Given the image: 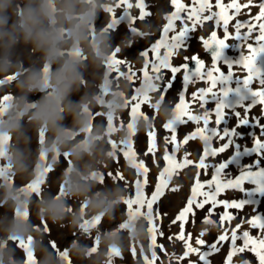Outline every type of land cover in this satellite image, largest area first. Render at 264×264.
Here are the masks:
<instances>
[{"label": "bare ground", "instance_id": "obj_1", "mask_svg": "<svg viewBox=\"0 0 264 264\" xmlns=\"http://www.w3.org/2000/svg\"><path fill=\"white\" fill-rule=\"evenodd\" d=\"M41 5L45 9V18L40 19L38 15L34 12L38 2L36 0H0V49L4 51V54L7 52V44L6 41L14 35V30L16 29V24L19 22L21 15L17 14L14 10L16 5H19L22 2L25 5V10L28 11L27 22L35 23L37 26L46 27L47 31H49L52 23L61 22V15L64 14L66 17L71 18L73 15L70 14L71 10L75 8H80V0H69V4H73L68 10L61 11L60 6L57 5L55 0H39ZM213 4L215 0H212ZM223 3H230L231 0H222ZM238 2L243 3L245 0H238ZM260 3H264V0H253V4L249 6V8H241L240 14L235 15V10H229L228 15L234 16V19H230L228 22V35L225 36L224 29L222 27L223 21L220 22L218 28L220 29V36L227 41H230L232 45V49L235 55V65L232 69L234 73L233 76V91L231 98L228 101H224L220 99L219 95L221 89L225 86L222 83V80L225 79V74L223 76L212 73L213 78L216 80L215 87L212 86L211 81L205 82L204 80L197 79V82L191 83L190 85V94L196 89H204L208 91L207 96L204 97V101L200 98L195 100V106L193 114L196 112L200 113L199 125L194 122H188L183 124L179 129L177 128L176 138L178 147L180 148V153L177 158L180 159V169L177 175L176 180H174L173 185L169 191V196L166 197L164 202V207L161 210L162 215L159 220V231L163 233L161 238L164 239L162 243L160 241V236L158 239V246H162L163 256L156 254L157 252L151 251L149 249L150 239L149 237L146 239L144 245L139 246L140 242L137 239V235H132L128 230L125 229V226L134 222L135 218L132 216V209L136 207V203L129 207V204L126 201L128 196V192L131 188H133V181L135 179H139L140 177L137 174V170L132 166L131 159L126 160L124 154L121 150H126V146L122 144V137L125 134L123 125L128 117V112L117 111L116 117H112V109L115 108L118 104L117 100L119 98H124L131 100L132 93L130 94L126 92L127 88L124 84L116 82V80H112L109 76H107L106 71L109 68L106 66V62L104 60H100L96 57H92L96 63L100 65V71L103 75L104 79L105 74L108 77L107 84L114 86V95L108 97L110 101L114 100V104H107L108 108L104 112H100L98 110L96 115L98 118L103 119L105 122L109 116L112 117L113 124L118 127L116 135V144L118 147L117 151H114L110 148L106 139L111 137L110 133H105L104 135H100L97 133V126L93 128V130L89 133L85 131H81L76 133L72 128H68L64 137L56 138L53 136L52 132L54 131L53 126L45 127L43 125V121L41 118L34 116L42 123L36 122L30 123L28 127L22 133L18 144V163L17 165L22 168L25 163L29 160H32L31 150L35 149L37 153H39L40 147L49 146L52 143H59L61 148L64 151V154L70 156L71 158H66V161H63L61 164V176L59 178H54V175L50 176L48 185H45L41 191L37 194H33L29 196L26 200L30 203L33 199H36L34 205L38 208L39 217L36 218V229H33V234L36 235L34 239L43 240V243L39 245H43L45 251L42 252L40 257V264H138V257L145 261L148 257L154 256L156 254L157 264H182L183 260L188 256H184L186 251V241L177 239L181 232V221L176 220L178 213L183 209L185 204L189 200V196L193 191V188L199 189H210L209 184L215 186L213 179H234L241 175V172L245 170L249 165L252 166L251 172L249 176H245L243 187L247 190H255L258 194L251 197L250 199L254 200V204L245 205L243 209L231 208L227 209L235 218L230 222L225 220L224 225L221 227L219 225L220 215L225 211L222 205H217L212 213L211 219L208 221H204L206 216V209L212 208V204H205L203 209H195V215L192 214L189 216L188 221L184 224V235L191 236V240L189 243L192 244L193 248L199 249L201 252H207L209 250V245L217 241V238L220 234H222L223 230H227L228 235L230 237L231 231L235 228V226L239 223L240 228L237 230V235L241 236L243 231H248L250 236L252 237H261L264 236V230L260 228H253L248 223H243L245 220H251L255 216H260L264 219V195H260L259 192L261 188H264V173L260 171V169L264 168V153L257 154L253 151L251 156H247L245 154V149L252 150L254 148L258 149V145H255L254 140L260 139L264 141V135H261L264 132V125L258 123V121H264V105L256 104L247 114V118L249 120V124L247 126H239L237 124V120L239 119L235 113H240V117H245V109L244 107H239L238 105L250 106L257 99L251 94L252 90H256L261 87L259 80H255L250 83L248 88L243 84V78L248 74L246 71L240 66L239 61L241 58H248L251 56L249 51L250 48L254 49L259 53V49L264 46V41L257 43V38L260 35L258 31V24L260 21H254L252 18L259 14ZM100 5V8L103 10L102 20H113L116 18L119 12H125L131 15L134 20L133 26L126 29L122 36L119 38L118 32H110L107 37V44L109 41H113L114 45L123 49L122 42L127 38V34L129 33H142L145 35L147 32L152 31H161L163 29V22L165 20V16L167 12L173 9V5L171 0H155V4L151 3V0H146V9L150 15L148 17L151 18L150 21L138 19L140 14V9L136 6V0L131 1V6L121 5L119 0H87L85 6H87L86 10H95L98 8L97 5ZM188 8H195L198 5L193 4V0H189ZM74 8V9H75ZM219 12V9L213 7V12ZM160 14H164L162 17ZM209 13L205 12L202 14L207 15ZM184 19H181L179 23V28L188 25L189 27H195L193 31L190 32L189 36L186 38L185 47L182 50L177 49L173 58L169 61L167 67L170 69L171 65H182L184 63H188L193 72H196L197 65L194 64L190 58L192 56H197L201 60L205 62L206 67L209 69L212 68L213 65V55L206 51L201 38H210L211 32L210 28H213L214 23H201L200 25H192L191 21H187L186 13L183 14ZM213 21H216L214 17ZM252 22L254 25V30L251 36L247 35L248 29L243 27L240 29L241 34L246 36V39L240 40L236 39V30L234 25L237 22ZM168 22V21H167ZM166 22V23H167ZM100 19H96L93 24H88L86 35L90 37L92 34H96V31L99 30L98 25L101 27L104 33V27L100 24ZM80 25L76 23H71L68 28L63 31V33L57 34V42L54 44V52H52L51 58L55 61V56L59 54V50L62 48V43L68 41V31L69 29H74L75 32H80ZM135 29V32L133 31ZM62 35L61 37H58ZM86 35H84L86 37ZM130 40L134 41V38L130 37ZM32 42L30 52H26L27 61L24 63V66L27 67L29 62V57L31 56V52L37 53V47ZM128 46L123 49L125 54L122 55L123 59L120 65H116L113 70L121 69L122 67H129L127 70L130 71V75H134L137 77V80L142 81L144 78V73L142 74V69L135 71L134 64L132 61L134 60L132 56H129ZM218 49H213V52L216 54ZM160 52V50H158ZM153 56H156V52H152ZM86 55V54H85ZM151 57V59L144 62V67H146L149 62L152 64L161 65L162 62L160 60H156ZM185 57H189L188 60H185ZM254 66H257V72L264 73V53H259L255 56ZM96 70V66L94 63L90 61L89 67L86 69V73L88 74V82L86 83V79L83 82L82 88L86 86L89 93L93 91L94 82L90 79L93 75V72ZM170 72V71H169ZM224 72V70H223ZM255 74V73H254ZM80 73H78V78L80 77ZM183 78V75H187V73L183 74L177 73ZM172 74L170 72V78ZM198 77V76H197ZM190 79H193L192 76H189ZM264 79V76L261 77ZM72 79V77H71ZM162 85L160 87V93H164V80L161 79ZM172 82V81H171ZM105 83V82H104ZM170 83V81H169ZM182 83V82H181ZM78 86V80H71L69 86ZM136 87L134 86V89ZM137 89V88H136ZM135 89V91H136ZM238 89V92H237ZM78 91V90H74ZM134 91V92H135ZM115 96V97H114ZM12 100V99H11ZM41 100V99H39ZM46 101V97L43 99ZM220 101L219 110L226 115L219 117L224 120L221 125H215L214 121L218 118L216 116V112L218 109V103ZM2 103L6 104H14L8 98L7 101H2ZM179 101H171V103H166L164 107L159 112V117L163 120V126L167 125L172 126L175 123L174 112L177 108ZM42 106V102L39 101L38 107ZM108 110V111H107ZM51 115H57L55 108L51 106L50 112ZM210 123L209 127L218 129H230L233 130L234 133L240 132V136H235L230 134L228 138L225 140H220L215 138L212 143V136H209L206 140L201 138L200 132L194 133V137H189V141L187 144L183 143V139L187 134L194 132L198 127H203L204 123L209 119ZM196 117V114H195ZM84 118L86 120V116L82 115L79 118L80 121ZM98 125H101L99 121ZM14 129V127L12 128ZM43 131L45 134L44 140L45 145H41L38 140V133ZM148 131H153V126L148 127ZM167 137H170L172 133L166 130ZM183 138V139H182ZM88 140L92 143V146L88 152H78V145L82 140ZM233 142L235 145H239V155H237L234 146H229L225 151L214 155L212 150L214 148L220 147L222 144L227 142ZM149 143V136L145 140L142 138V141L137 146V159L143 160L145 162V166L148 167V183L145 185L146 187L152 186L153 179L157 176L158 171L161 170L165 166L164 162V154L165 150L170 154L175 149V145L172 143H165V140L160 143L158 147H155V154L147 153ZM208 143L212 144V149L207 150ZM111 146L115 147V143H112ZM161 148L159 150L158 148ZM203 150H207L210 156L204 161L207 164L206 168H199L195 165V163H188L189 160H193L194 162H198V157L203 155ZM127 151V150H126ZM189 153V156L185 157V153ZM147 153V154H146ZM86 155V158L81 159L80 156ZM150 155L153 156L152 161ZM232 156H236L239 161L238 164H231L227 169L224 170L221 177L216 175L217 171L213 167V165L219 166L221 162H225L230 159ZM37 158V156H36ZM77 163L79 166V175L75 176V185L70 182V175L73 174L75 170V164ZM259 166H257V162ZM9 163H13L9 160ZM120 174L123 179L120 178ZM30 176V175H28ZM158 178V177H156ZM248 179H252L255 183H249ZM199 181V184L203 185V187H199L194 182ZM211 191V189H210ZM67 197V202L70 204V207H67L65 213L64 212H53L47 211L43 214L42 207L56 206L57 202L62 201V199ZM220 200H239V199H248L241 192L234 189H225L220 195L217 197ZM1 202L5 205L2 210L5 213L4 217L0 220V243H5V248L13 252H16L18 255L17 260L20 264H27L24 255L20 253V249L18 247V242L6 240V233L10 230L8 225H10L15 211V205L5 194L0 199ZM36 213V212H35ZM61 216L60 221L56 220L55 214ZM174 215V216H173ZM173 216V217H172ZM167 217V218H166ZM166 218V219H165ZM145 219L139 220V225L142 226L144 224V230H146V235L148 232L147 222ZM176 221L173 223V221ZM47 225V228L44 225ZM113 224V225H110ZM34 226V227H35ZM110 226H113L111 229ZM87 228L89 229V234L93 238L97 240L92 244L93 248H87L86 251H80L81 245H84L82 239L79 238L80 230ZM127 231L129 233H127ZM204 233L203 236L200 233ZM28 235H32L30 231H27ZM145 234V233H144ZM172 237V239H169ZM199 238L205 241V244L199 245L196 244V239ZM79 240L80 246L77 244H69L68 242ZM35 241V247L37 248V242ZM53 241L55 242V246H53ZM48 244V245H47ZM12 245V246H11ZM164 245H168L171 249L166 250ZM157 246V248H158ZM243 246V240H237V247ZM219 248L218 252H214L208 256L209 264L214 259L217 264H225L226 257L231 250V241L230 239L225 240L217 244ZM180 249L184 251L181 253ZM133 251L135 254H133ZM181 254V258H180ZM139 255V256H138ZM188 255H191L190 259L188 258V264H204V261L200 260L199 253L196 251L189 250ZM242 260L249 261V264H259V261L256 255L251 251H245L244 253H238L233 257L232 264H241ZM16 264V262L14 263Z\"/></svg>", "mask_w": 264, "mask_h": 264}, {"label": "snow or ice", "instance_id": "obj_2", "mask_svg": "<svg viewBox=\"0 0 264 264\" xmlns=\"http://www.w3.org/2000/svg\"><path fill=\"white\" fill-rule=\"evenodd\" d=\"M119 3L121 5H128L129 7L131 4H129V0H119ZM172 5L175 8V12L173 13V18H172V24H165V26L162 29V32L165 34L172 33V35L169 37V41L171 42L169 45H164L163 43L160 44H155L152 48V52H158V50L161 47H166L169 49V55H173L176 53L177 49L182 50L185 47V42H186V37L187 35L194 30L195 27H189L188 25L180 27L179 30H177V26L175 25L176 20H181L184 19L181 15H179L182 12L186 13V18L187 21H191L192 25H200L201 24V14L207 12L209 13L208 15H203V20H213L214 17L216 18V23L220 24L221 21H223L222 27L224 29L225 36L228 35V22L230 19H234V16H229L227 13L229 10H235V15L240 14L241 8H249L250 5L253 4V0H245V2L240 3L238 0H231L230 3H223L222 0H215V3L213 4L211 0H193V4L198 5V7L195 8H188L184 3H182V0H171ZM136 6L140 8V14L138 19H143L146 15H150L146 11V5L143 3V0H136ZM213 7L219 9V12H213ZM259 7V14L253 17L252 19L254 21H260L258 24V31L260 35L257 38V43H260L261 41H264V3H260L258 5ZM123 19V17H120V19H117L114 21L115 23H119L120 20ZM134 22V20L132 21ZM235 30H236V39L244 40L246 39V36L241 34L240 29L243 27H246L248 29L247 35L251 36L253 30H254V25L252 22H237L235 25ZM135 32V29H133ZM203 46L206 51L210 52L213 55V65L212 68H208L205 65V62L201 60L197 56H192L190 59L194 61V64L197 65L196 73H198V77L196 73L193 72V70L190 68L188 63H184L182 65H171L170 66V72L172 74L170 78V83L167 85L168 88H172L173 84L171 81H174L176 78L177 73L183 72V74L187 73V75H183V81L184 84H182V90H181V96H180V104L177 105V109L180 112V115L178 116L177 120L172 126L169 125H164L163 127L170 131L172 135L170 137H165V143H172L175 145L174 151L178 147L177 143V138H176V132H177V126L181 124H186L189 121L196 123L199 125V121L195 118V114H193L194 110L191 112L185 111V108L189 105L188 102L185 101V91H186V83L188 81L189 76L193 77V83L197 82V79L199 80H204L205 82L211 81L212 86L215 87L216 85V80L213 78L212 73H218L219 75L223 76L224 72L220 68V64L223 63L226 68L227 72L231 75H234L232 72V67L233 64L231 61L227 60L226 57L223 56V48L225 45L221 42V40L217 37L216 32L212 31L210 34V38H201ZM213 49H218L219 50V59L217 58V54L213 52ZM250 52L253 53L252 56H249L248 58H241V61L237 62L240 64V66L246 71L248 74L246 77L243 78V84L245 85L246 88L250 86V83L259 80L261 87L252 90L251 94L254 97H257V99L253 102L252 105L250 106H244V105H238L239 107H244L245 109V117L241 118L240 113H235V115L239 118L237 120V124L239 126H247L249 124V120L247 118L248 112L251 110L252 107H254L256 104L264 105V79L261 77L264 76V73H260L255 71L254 69V59L255 56L259 53H264V46H262L259 49V53H257L256 50L250 48ZM116 52H119V49H116ZM116 53L113 55L115 56ZM144 56H148L149 53L145 51L143 53ZM185 60H188L189 57H185ZM115 64H119L122 61L119 59H115L113 61ZM150 65V68H149ZM149 65L144 68L142 71L144 74H147L149 71H158V68L155 66V64H152L149 62ZM129 69L131 70V67L129 66ZM255 73V74H254ZM135 74V73H133ZM238 92V89H237ZM208 91L204 89H196L191 93V98L192 101H195L197 98H200L202 102L204 101V97L207 96ZM133 100L136 99L135 96L132 97ZM218 103V109L216 112V116L218 117L214 123L215 125H221L224 120L220 119L219 117L226 115L225 113H222L219 110L220 101H217ZM139 108V103H136L132 105L131 107V112L135 113L136 110ZM187 117V120L184 119V117ZM210 123V116L209 119L204 123L203 127H198L194 132L187 134L184 139L183 143L187 144L189 141V137H194V133L200 132L201 138L207 139L208 136H214L215 138H218L220 140H225V138H228L230 134H233L235 136H240V132L234 133L233 130L230 129H218L217 127L210 128L209 127ZM258 123L264 125V121H258ZM130 126V125H129ZM261 135H264V132L261 133ZM149 136V143H148V149L147 153H152L153 155L155 154V132L151 131L148 133ZM44 133L43 131L40 132V139L41 142L43 141ZM255 145L259 146V149L254 148L252 150L245 149V154H250V151H254L255 153H264V141L260 139H255L254 140ZM229 146H234V149L236 150L237 155H239L238 149L239 145H235L233 142H229L227 139V142L222 144L218 148H214L212 150V153L214 155H217L218 153H221L225 151L226 149L229 148ZM124 154V157L126 160H129L131 158L132 166L136 168L137 174L140 177L139 179L136 180V184L139 187L140 185H147L148 183V172L149 169L147 166H145V162L143 160H138L137 159V153L134 150L133 146L131 147L130 151L126 150H121ZM146 153V154H147ZM189 156V153H185V157ZM210 156L207 150H203V155L198 157V162H194L193 160H189L188 163L193 164L199 168H206L207 164L204 163L206 158ZM172 155H170L167 152V149L165 150L164 154V159L165 161H170ZM238 164L239 161L237 160L236 156H232L230 159L226 160L225 162H221L219 166L213 165L215 170L217 171V174L220 176L222 173H224V170L229 167L231 164ZM259 161L257 162V166H259ZM252 166L249 165L245 170L241 172V175L234 178V179H213V182L215 183V186L213 187L212 184H209V188L211 191L208 193L204 194V199L200 201H194L193 199H189L187 206L184 207L177 215L176 220L181 221V232L177 239L185 240L186 241V251L184 253V256L188 255L189 250L191 251H196L199 253L200 260L204 261V264H209L208 261V256L214 252H218L219 248L217 247V244L220 242H223L225 240L230 239L231 241V250L229 251L225 264H232L233 257L236 256L238 253H244L246 250L253 252L258 261L259 264H264V236L261 237H252L250 236L248 231H243L241 236L237 235V230L240 228V224L238 223L235 228L231 231V235L229 237L227 230H223L222 234H220L217 238V241L209 245V250L207 252H201L199 249L193 248L192 244L189 243L191 240V236H185L184 235V224L187 222V214L191 213L193 216L195 215L194 208L198 209H203L205 207V204L211 203L212 208L206 209V216L204 218V221H208L211 219L212 213L214 208L217 205H222L225 211L220 215L219 219V225L222 227L224 225L225 220L231 221L235 217L227 211V209L231 208H236V209H243L245 205L248 204H254L255 201L250 199L251 197L257 195L258 193L255 190H247L243 187V183L245 181L244 177L249 176L251 172ZM51 169H46V171H50ZM167 171V166L164 168V170L160 173V176L163 175V172ZM262 173H264V168L260 169ZM120 175V174H117ZM120 178L123 179L122 175H120ZM43 181H38L37 184L35 185H29V187L35 191H39L38 184L42 183ZM249 183H255L252 179H248ZM199 187H203V185L199 184L197 182ZM225 189H234L239 192H241L245 197H248V199H239V200H220L217 199V197L220 195V193L225 190ZM197 191V188H193V192ZM163 194L161 190V184L158 183L156 185V190L153 192L152 196L150 199H147L144 197V203L146 204L147 211L153 212V204L158 200V198ZM260 195H264V188H261ZM133 203V200L130 199L128 201L129 207H131ZM176 221L174 220L173 223ZM243 223H248L250 224L253 228H260L261 230H264V219H262L260 216H255L251 220H245ZM45 228H47V225H44ZM157 232L160 235H163L162 232L159 231L157 227ZM201 236L204 235V233H200ZM169 239H172V237H169ZM242 239L243 240V246L237 247V240ZM196 244L203 245L205 244L204 240H201L199 238L196 239L195 241ZM53 246H55V242L53 241ZM162 247V246H160ZM133 254L135 252L133 251ZM241 264H249V261L247 260H242Z\"/></svg>", "mask_w": 264, "mask_h": 264}, {"label": "rangeland", "instance_id": "obj_3", "mask_svg": "<svg viewBox=\"0 0 264 264\" xmlns=\"http://www.w3.org/2000/svg\"><path fill=\"white\" fill-rule=\"evenodd\" d=\"M36 12H38V15L39 16H42V14L39 12V10H37ZM68 22H65V23H60L62 26H65ZM23 31V32H21ZM20 33H21V38L18 41H13L11 42V53L12 55H20V53H22V49H24L25 47V43L24 42H29L27 39H26V29L21 26L20 27ZM45 37L46 39L48 40L49 44L50 42L54 41V37L52 34H47V32H45ZM51 49V47L49 46V49L45 52V53H40L39 56L41 57L39 59V64L41 63V61L43 60V57L49 52V50ZM19 50V52L17 51ZM13 67H5L4 66V63L2 61H0V77L2 75H4L5 73H7L8 71L12 70ZM38 70L36 69H33L32 72L30 73H26L23 77L22 80H20L19 82H17V84L14 86V88H16V90H23L24 89V86H27V85H30L31 83V80H33L35 78V75L37 74ZM31 79V80H30ZM30 80V81H29ZM31 163H28V167H30ZM83 239H86V243H91L92 242V238L91 236H89L88 234H86L85 232L82 233V237ZM3 247L4 245L0 244V251L3 250Z\"/></svg>", "mask_w": 264, "mask_h": 264}, {"label": "clouds", "instance_id": "obj_4", "mask_svg": "<svg viewBox=\"0 0 264 264\" xmlns=\"http://www.w3.org/2000/svg\"><path fill=\"white\" fill-rule=\"evenodd\" d=\"M66 71H68V72H71V71H72V69H71V68H67V69H66Z\"/></svg>", "mask_w": 264, "mask_h": 264}]
</instances>
